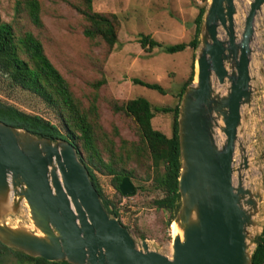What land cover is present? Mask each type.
Masks as SVG:
<instances>
[{
    "label": "water",
    "instance_id": "water-1",
    "mask_svg": "<svg viewBox=\"0 0 264 264\" xmlns=\"http://www.w3.org/2000/svg\"><path fill=\"white\" fill-rule=\"evenodd\" d=\"M264 0H251L239 37L236 0H208L195 74L179 102V208L171 254L163 255L109 214L76 148L0 121V243L33 258L68 264H251L262 197L246 188L239 136L258 92L251 73L253 23ZM221 35V36H220ZM236 152L240 163L234 164ZM123 196L137 188L128 177ZM24 206L28 226H10ZM170 224V225H171Z\"/></svg>",
    "mask_w": 264,
    "mask_h": 264
},
{
    "label": "rangeland",
    "instance_id": "rangeland-1",
    "mask_svg": "<svg viewBox=\"0 0 264 264\" xmlns=\"http://www.w3.org/2000/svg\"><path fill=\"white\" fill-rule=\"evenodd\" d=\"M37 1L43 24L40 29L30 23L23 0H0V18L13 27L17 37L29 31L39 39L45 55L65 79L82 109L87 110L95 98L96 144L102 159L108 162L109 148L118 157L122 152L121 141H126L127 147L129 143L138 142L133 120L123 113H116L112 102L120 105L143 97L153 108L173 107L193 61L191 49L175 54L166 52L164 48L147 52L140 47L138 39L141 35H150L165 47L187 43L193 36L194 19L204 0H92L93 11L118 17V43L110 52L100 39L90 40L83 35L86 23L77 11L82 0ZM250 1L236 0L238 15H245ZM253 28L251 46L254 52L250 69L256 76L258 92L254 95L244 133L239 136L248 160V167L243 171L244 186L262 197L259 212L254 218L257 230H249L250 239L258 235L264 224V6L256 15ZM134 79L157 84L166 93L162 95L134 84ZM98 82L102 84L94 88ZM0 99L24 112L41 115L54 124L59 122L39 98L23 91H11L1 79ZM172 121V113L154 112L151 123L153 129L170 137ZM108 140L113 141L112 146ZM236 153L234 164L237 166L239 156ZM122 166L126 172L133 171L134 176L130 179L137 188L136 194L119 197L111 186L112 176L97 173L103 193L119 200L120 221L133 231L130 233L138 243L145 239L161 254L169 256L174 234L172 225L168 227L166 223L169 213L153 203L163 197L161 191L154 189L150 181H143L145 168L135 160H125ZM6 222L10 226H28L27 209L22 206L15 215H8ZM137 233L145 238L138 237Z\"/></svg>",
    "mask_w": 264,
    "mask_h": 264
},
{
    "label": "trees",
    "instance_id": "trees-1",
    "mask_svg": "<svg viewBox=\"0 0 264 264\" xmlns=\"http://www.w3.org/2000/svg\"><path fill=\"white\" fill-rule=\"evenodd\" d=\"M206 5L207 0H204V5L199 8L194 19L193 36L187 43L183 42L165 47L150 35H141L138 39L140 47L147 52L155 48H164L166 52L175 54L191 49L193 61L187 80L176 94L177 102L173 107L153 108L150 102L143 97L130 99L120 105L112 102V108L116 113H123L133 120L138 142L129 143V147H127L128 143L121 141L120 150L122 152L118 157L112 148H109L108 162L102 159L96 144L97 107L95 98L87 110L82 109L65 79L45 55L39 39L29 31L21 37H17L13 27L0 18V79L11 91L27 92L39 98L57 116L59 122L54 124L41 115L24 112L2 99H0V121L15 128H22L38 137L50 140L60 139L71 143L79 153L89 173L90 181L100 195L105 210L116 217L120 223V212L117 206L119 200L109 198L103 193L96 174L112 176L111 186L117 195L123 198L124 196L118 190L119 183L123 177L132 178L134 173L133 171L126 172L122 164L125 160H135L141 168H145L144 176H142L143 181H150L154 189L161 191L163 197L155 199L153 203L158 209L169 213L166 223L170 227L178 211L180 201L177 187L180 166L177 136L178 107L185 87L191 84L194 78V53L198 46L199 28ZM23 6L30 23L35 28H42L39 2L37 0H23ZM77 11L86 23L83 35L90 40L100 39L110 52L118 43L120 23L117 15H104L93 11L92 0H82L81 7H77ZM101 82L96 83L94 88H98L102 84ZM133 82L157 91L159 94L164 95L166 93L157 84L145 83L138 79H134ZM154 112L172 113L170 137H166L153 129L151 121L154 118ZM103 136L106 135L103 134ZM107 143L110 146L113 145L111 140H108ZM125 227L133 233L128 226ZM137 235L140 238H145L141 233H137ZM255 242L256 247L252 253L251 264H264V225ZM0 264L68 263L49 262L42 258H33L13 251L0 243Z\"/></svg>",
    "mask_w": 264,
    "mask_h": 264
},
{
    "label": "bare ground",
    "instance_id": "bare-ground-1",
    "mask_svg": "<svg viewBox=\"0 0 264 264\" xmlns=\"http://www.w3.org/2000/svg\"><path fill=\"white\" fill-rule=\"evenodd\" d=\"M250 2L248 3V9H249ZM246 12L244 14H246ZM244 18H245L244 15H242V16L237 15L236 17H234V25H235L236 34H237L238 37H239V35L241 33V28H242V25H243ZM239 163H240V161L238 162V164ZM171 225H172L173 230H174V234H172V236H175V235H180L181 236V231L177 228V226L174 223H172Z\"/></svg>",
    "mask_w": 264,
    "mask_h": 264
}]
</instances>
